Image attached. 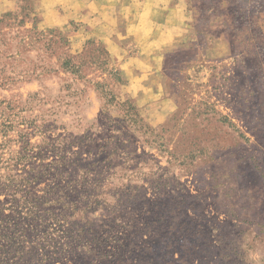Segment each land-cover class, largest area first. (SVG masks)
Wrapping results in <instances>:
<instances>
[{"label": "rangeland", "instance_id": "1", "mask_svg": "<svg viewBox=\"0 0 264 264\" xmlns=\"http://www.w3.org/2000/svg\"><path fill=\"white\" fill-rule=\"evenodd\" d=\"M17 2L0 264H264V0H183L191 35L141 89L83 26Z\"/></svg>", "mask_w": 264, "mask_h": 264}, {"label": "crops", "instance_id": "2", "mask_svg": "<svg viewBox=\"0 0 264 264\" xmlns=\"http://www.w3.org/2000/svg\"><path fill=\"white\" fill-rule=\"evenodd\" d=\"M36 2L44 26H83L85 40L102 42L122 70L141 74L133 79L139 89L145 88L144 81L155 72L154 68H162L168 51L191 35L183 0ZM17 5V0H0V13L13 11Z\"/></svg>", "mask_w": 264, "mask_h": 264}]
</instances>
